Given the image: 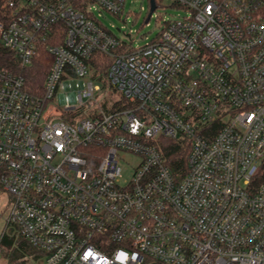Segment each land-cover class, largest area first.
Wrapping results in <instances>:
<instances>
[{
    "label": "built area",
    "instance_id": "built-area-1",
    "mask_svg": "<svg viewBox=\"0 0 264 264\" xmlns=\"http://www.w3.org/2000/svg\"><path fill=\"white\" fill-rule=\"evenodd\" d=\"M75 1L0 0L24 67L65 28L42 96L0 67L8 225L37 264H264V0H162L189 16L122 52L95 13L126 0ZM166 140L189 149L183 168Z\"/></svg>",
    "mask_w": 264,
    "mask_h": 264
},
{
    "label": "trees",
    "instance_id": "trees-1",
    "mask_svg": "<svg viewBox=\"0 0 264 264\" xmlns=\"http://www.w3.org/2000/svg\"><path fill=\"white\" fill-rule=\"evenodd\" d=\"M53 1V0H44ZM77 8L84 11L87 6L86 0H76ZM150 14V13H149ZM65 40V28L63 25H56L52 33L49 35L45 43L39 44L37 56L33 59L32 64L29 66H22L16 54L5 48L0 43V67L8 70L12 74L20 76L24 79L25 89L36 96H42L44 93V84L50 68L53 64V57L47 51V45H61ZM126 46L121 47L119 52L125 51ZM112 60L110 57L97 54L95 56V66L97 72L101 78H104L107 69L109 68ZM169 151L168 156H171L170 164L175 169H181L185 165L186 157L189 153L188 148L172 142L165 141ZM264 176H262V179ZM19 236L4 235L0 244V247L6 250L4 253L8 259V264H29L28 260H24L25 257L31 256L33 259L36 255V251L32 248L25 238L18 233Z\"/></svg>",
    "mask_w": 264,
    "mask_h": 264
},
{
    "label": "rangeland",
    "instance_id": "rangeland-1",
    "mask_svg": "<svg viewBox=\"0 0 264 264\" xmlns=\"http://www.w3.org/2000/svg\"><path fill=\"white\" fill-rule=\"evenodd\" d=\"M157 8L149 17V0H126L122 13L116 15L104 12L101 16L96 12L100 25L108 32L119 38L123 46L140 48L156 40L164 26V22L176 20L189 16L186 10L178 9L170 2L156 0ZM114 98H118L115 95ZM139 159L131 154L122 155L120 166L123 171L124 180L131 175V166L138 163ZM11 209V195L0 190V235L8 232V235L15 231L13 226H7V218ZM6 229V230H5ZM30 264H37L36 260L28 256Z\"/></svg>",
    "mask_w": 264,
    "mask_h": 264
},
{
    "label": "crops",
    "instance_id": "crops-1",
    "mask_svg": "<svg viewBox=\"0 0 264 264\" xmlns=\"http://www.w3.org/2000/svg\"><path fill=\"white\" fill-rule=\"evenodd\" d=\"M7 220H8V218H7ZM7 220H6V222H7ZM7 226H9L8 225V222H7V224H6ZM6 230V229H5ZM8 235V232H5L4 231V233L3 234H1L0 235V244H1V241H2V238H3V236L4 235ZM10 236H15V237H17V236H19L18 235V232L15 230V231H13L11 234H10ZM6 252V250L5 249H3L2 250V248L0 247V264H8V259H7V257L5 256V253ZM29 256V255H28ZM29 257H31V256H29ZM24 260H28V257H25V259ZM29 264H30V262H28Z\"/></svg>",
    "mask_w": 264,
    "mask_h": 264
},
{
    "label": "water",
    "instance_id": "water-1",
    "mask_svg": "<svg viewBox=\"0 0 264 264\" xmlns=\"http://www.w3.org/2000/svg\"><path fill=\"white\" fill-rule=\"evenodd\" d=\"M149 2H150V14H149L148 18H150L152 16L153 12L157 8L156 0H149Z\"/></svg>",
    "mask_w": 264,
    "mask_h": 264
},
{
    "label": "clouds",
    "instance_id": "clouds-1",
    "mask_svg": "<svg viewBox=\"0 0 264 264\" xmlns=\"http://www.w3.org/2000/svg\"><path fill=\"white\" fill-rule=\"evenodd\" d=\"M122 255L124 256L125 259H128V256H127L126 253H122ZM131 258L134 260L135 259V254H133Z\"/></svg>",
    "mask_w": 264,
    "mask_h": 264
}]
</instances>
